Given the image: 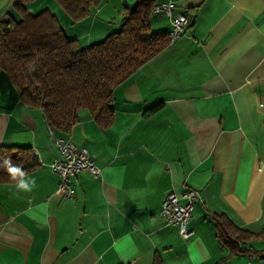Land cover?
I'll use <instances>...</instances> for the list:
<instances>
[{
    "label": "crops",
    "instance_id": "0c3cea01",
    "mask_svg": "<svg viewBox=\"0 0 264 264\" xmlns=\"http://www.w3.org/2000/svg\"><path fill=\"white\" fill-rule=\"evenodd\" d=\"M16 1L0 0V21ZM170 1L173 16L188 17L184 31L114 88L112 122L101 126L82 109L68 131H54L86 147L101 169L77 173L70 200L53 197L51 128L0 69V145L29 147L38 159L27 172L37 184L31 193L0 183V264H191L193 245L201 264H255L244 248L264 249V239L231 246L215 225L223 218L264 229V0ZM135 3L105 0L76 22L59 4L46 8L86 46L116 30ZM150 25L168 32L171 21L154 16ZM185 186L200 192L188 239L159 215L164 195ZM42 204L46 226L23 214ZM127 234L135 251L122 260L112 244Z\"/></svg>",
    "mask_w": 264,
    "mask_h": 264
},
{
    "label": "trees",
    "instance_id": "16d2710c",
    "mask_svg": "<svg viewBox=\"0 0 264 264\" xmlns=\"http://www.w3.org/2000/svg\"><path fill=\"white\" fill-rule=\"evenodd\" d=\"M35 1L17 0L0 21V69L18 90L21 101L41 110L53 132L68 131L82 109L99 125L108 126L113 120L110 102L114 88L170 44L167 31H154L150 25L154 17L150 9L162 0H136L132 8L125 9L116 30L86 46L68 37L48 8L31 12L27 6ZM55 1L76 22L105 0ZM162 105L150 106L145 115ZM9 156L26 173L38 164L31 148L0 145V165ZM4 182L14 181L0 167V183ZM215 227L219 239L231 246L237 241L264 239V229L250 233L223 218ZM244 251L264 258V249L249 247Z\"/></svg>",
    "mask_w": 264,
    "mask_h": 264
},
{
    "label": "built area",
    "instance_id": "2783aa9c",
    "mask_svg": "<svg viewBox=\"0 0 264 264\" xmlns=\"http://www.w3.org/2000/svg\"><path fill=\"white\" fill-rule=\"evenodd\" d=\"M173 7L172 1L162 0L152 5L150 9V16L170 18L171 28L168 31L170 44L182 35L188 21L184 13L173 16ZM50 132L57 148L56 157L48 164L50 170L58 177L53 197L70 200L75 196L73 180L76 174L88 172L93 177H97L101 174V169L95 164L86 147H78L68 139L55 135L52 129ZM198 201H200V192L197 188L185 186L179 193L168 191L161 199L159 215L166 224L177 226L182 238L188 239L194 234L190 220Z\"/></svg>",
    "mask_w": 264,
    "mask_h": 264
},
{
    "label": "clouds",
    "instance_id": "9594fccd",
    "mask_svg": "<svg viewBox=\"0 0 264 264\" xmlns=\"http://www.w3.org/2000/svg\"><path fill=\"white\" fill-rule=\"evenodd\" d=\"M3 161L4 163L0 165V167H3L7 171L10 179L15 182L14 185L11 186V188L14 189V195L31 193L37 188L36 179L29 176L19 164L13 163L10 156L5 157ZM23 214L35 220L41 226H46L48 223L49 213L46 204L37 205L35 209L29 207L25 209ZM112 248L121 256L122 260L129 259L128 253L135 251V243L131 234L125 235L120 238V240H114ZM189 259L191 260V264H201L203 259L194 245L189 247Z\"/></svg>",
    "mask_w": 264,
    "mask_h": 264
},
{
    "label": "rangeland",
    "instance_id": "374dc122",
    "mask_svg": "<svg viewBox=\"0 0 264 264\" xmlns=\"http://www.w3.org/2000/svg\"><path fill=\"white\" fill-rule=\"evenodd\" d=\"M52 4L58 5L55 0H36L33 3H29L27 7L29 8L31 12H37L39 9L52 5ZM247 259H249V261L251 262H255V264H264V258H260L257 256H249V258Z\"/></svg>",
    "mask_w": 264,
    "mask_h": 264
}]
</instances>
